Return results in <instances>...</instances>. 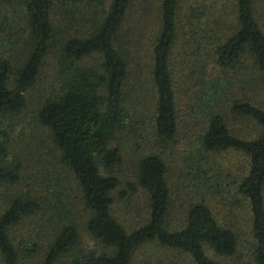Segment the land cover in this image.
<instances>
[{
	"label": "trees",
	"instance_id": "obj_1",
	"mask_svg": "<svg viewBox=\"0 0 264 264\" xmlns=\"http://www.w3.org/2000/svg\"><path fill=\"white\" fill-rule=\"evenodd\" d=\"M140 1V7H133ZM198 1L203 0H0L20 7L18 17L26 33L19 58L0 53V264H23L28 248L13 232L31 223L39 209L36 192L18 185L20 159L17 154L10 159V147L12 118L28 104V92L49 54L55 82L38 100L34 119L48 134L56 168L75 184L86 214L83 229L101 249L78 248L79 224L51 220L54 227L37 263L136 264L134 252L156 241L185 253L193 264H237L208 255H232L237 234L229 222L217 221L204 198L186 203L182 226L168 227L174 185L171 188L168 180L167 158L157 151L137 160L135 183L128 182L118 193L124 197L137 187L144 191V221L128 227L113 214L112 192L119 184L114 169L122 156L109 143L141 115L137 108L145 103L144 91L134 67L141 69L138 40L151 17L156 25L153 21L148 102L154 141L165 146L175 141L182 127L179 102L184 99L189 118L181 121L197 130L198 168L216 152L244 157L237 191L247 206L244 219L252 264H264V107L247 94V86L255 87L251 76L264 74V3L214 0L223 6L204 14L206 5ZM126 19L135 24L124 31ZM178 57L184 59L182 77L177 73ZM220 72L239 78L227 82ZM232 118L251 127L246 136L231 131Z\"/></svg>",
	"mask_w": 264,
	"mask_h": 264
},
{
	"label": "rangeland",
	"instance_id": "obj_2",
	"mask_svg": "<svg viewBox=\"0 0 264 264\" xmlns=\"http://www.w3.org/2000/svg\"><path fill=\"white\" fill-rule=\"evenodd\" d=\"M197 3L200 6L206 5L204 14H208L211 10L216 11L219 5L223 6L221 2L214 0H203ZM140 4L141 1L135 2L133 7L138 8ZM80 8V10H86V7ZM19 10L18 6L0 4V34L2 37L0 53L12 59L20 57L26 36L22 30V22L18 17ZM153 21L156 25V18L152 19V17L145 23L139 40L138 34L136 36L140 42L138 59L141 62V69L137 70L134 67V70L139 73L137 81L144 91L143 99L145 101L137 108V112H141V115H136L130 123L128 121L126 129L116 133L109 143L110 146L117 147L122 156L120 164L114 169L119 184L112 192L114 197L113 214L119 222L128 227L144 221L147 206V197L144 191L137 187L134 191H128L124 197H119L118 193L127 188L128 182L135 183L134 172L137 160L148 152L157 151L167 158L168 180L171 188L174 185L172 205L167 217L168 227L182 226L186 203L190 200L197 201L199 198H204L217 221L220 223L229 222L237 234V245L232 255L218 256L212 251H208V255L221 262L252 264L251 236L244 219L247 206L244 197L237 191V183L240 176L244 174V157L233 151L216 152L208 154L207 163L201 162L198 168L196 159H194V152L198 149L197 130L195 126L183 125L181 121V118L184 120L189 118L184 99L179 102L178 114L182 127L179 128L175 141L166 146L154 141L150 128L151 107L148 102L152 97L148 65L150 62L149 52L155 37ZM132 24L135 23H129V19H126L124 31L131 28ZM176 45V49L180 51V43ZM46 59V64L42 66L36 84L28 92V104L17 117L12 118L14 129L11 133L12 145L10 149H12V153L10 159H14L15 154L20 159L21 170L18 185L23 190L32 188L39 199V209L30 218L31 223L19 225L13 232L17 240H22L28 248L26 254H23L25 256L22 260L23 264H38L54 227V224H50L51 220L56 221L57 224L66 221L79 224L78 248L101 249L98 242L93 240L83 229L82 222L86 218V214L74 189L75 184L62 168H56L55 151L48 141V134L34 119L38 100L49 92L55 82L53 71L50 69L52 55L49 54ZM181 61L184 59L179 57L176 59V66L179 68ZM241 71L242 69L239 72ZM177 73L179 77H182L181 68ZM242 73L247 75L248 71L243 70ZM220 74L227 82H233L234 78H239L232 72H220ZM251 77L255 80V87L247 86V94L257 104L264 107V74ZM132 81L134 82V79L130 80L131 83ZM126 93L129 95V91ZM228 125L231 131L237 135L246 136L247 127V130H251L247 122L233 118L228 121ZM234 201L238 203H233ZM133 258L136 264L144 261L154 264H193L185 253L165 248L156 241H149L141 245L134 252Z\"/></svg>",
	"mask_w": 264,
	"mask_h": 264
}]
</instances>
